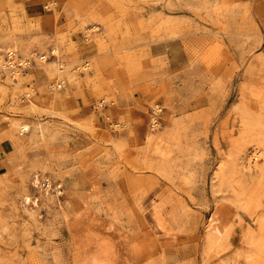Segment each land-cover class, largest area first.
Listing matches in <instances>:
<instances>
[{
	"label": "rangeland",
	"instance_id": "1",
	"mask_svg": "<svg viewBox=\"0 0 264 264\" xmlns=\"http://www.w3.org/2000/svg\"><path fill=\"white\" fill-rule=\"evenodd\" d=\"M0 264H264V0H0Z\"/></svg>",
	"mask_w": 264,
	"mask_h": 264
},
{
	"label": "bare ground",
	"instance_id": "2",
	"mask_svg": "<svg viewBox=\"0 0 264 264\" xmlns=\"http://www.w3.org/2000/svg\"><path fill=\"white\" fill-rule=\"evenodd\" d=\"M11 53H9V59H8V61H7V63H6V66H3V68H4V70H6V68L5 67H9L10 69H13L14 67H17V66H20V65H22L23 63L21 62H15V60L11 57ZM43 59V58H42ZM16 63L18 64L17 66H16ZM15 64V65H14ZM8 67H7V69H8ZM11 76H12V78H16L17 77V73H16V70L15 71H12L11 72ZM156 110V109H155ZM152 125L154 126V123H152ZM257 155H258V153L254 156V157H257Z\"/></svg>",
	"mask_w": 264,
	"mask_h": 264
},
{
	"label": "built area",
	"instance_id": "3",
	"mask_svg": "<svg viewBox=\"0 0 264 264\" xmlns=\"http://www.w3.org/2000/svg\"><path fill=\"white\" fill-rule=\"evenodd\" d=\"M105 107H107V103L106 102H104V100H100V101H98V102H96V103H93L92 105H91V108H93V110H99V109H101V108H105ZM155 116H157V115H155ZM155 125H157V119H155ZM150 122H151V120H150Z\"/></svg>",
	"mask_w": 264,
	"mask_h": 264
}]
</instances>
